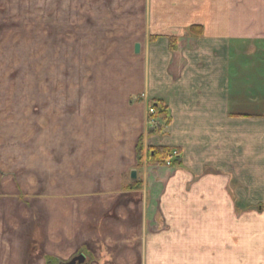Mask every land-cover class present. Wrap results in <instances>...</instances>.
<instances>
[{"label":"crops","instance_id":"1","mask_svg":"<svg viewBox=\"0 0 264 264\" xmlns=\"http://www.w3.org/2000/svg\"><path fill=\"white\" fill-rule=\"evenodd\" d=\"M17 18L25 22L7 29ZM41 22L58 28L63 49L72 48L76 34L82 42L89 40L83 33L126 34L140 96L123 105L132 114L124 120L113 113L104 121L80 107L76 121L63 122L71 147L64 155L58 141L50 143L61 128L38 120L24 126L26 108L20 125H6L0 133V264L63 262L74 249L89 252L90 264H264V76L248 72L250 64L238 71L233 63L236 48L264 39V0H0V26L11 30L5 36L24 27L39 34ZM103 43L113 49L119 42ZM258 49L264 51V43ZM153 100L164 102L170 119L157 131L147 121ZM45 131L54 132L48 139ZM140 138L143 172L136 179L142 182L126 188L121 179L138 159ZM113 139L122 146L116 166L114 153H103ZM41 142L51 149L48 156L58 152L76 171L72 178L93 179L91 186L40 187L34 176ZM151 146L177 149L176 164H145Z\"/></svg>","mask_w":264,"mask_h":264},{"label":"rangeland","instance_id":"2","mask_svg":"<svg viewBox=\"0 0 264 264\" xmlns=\"http://www.w3.org/2000/svg\"><path fill=\"white\" fill-rule=\"evenodd\" d=\"M2 10L4 11L2 14L5 15V10ZM4 18H6V15ZM40 21L42 20L40 19ZM2 22H5V20ZM9 22L11 21H8L10 25L6 24L7 29L9 28L14 31L15 27L12 23L20 25V22L25 21H19L17 18L11 23ZM28 22L30 23V19L26 20V23ZM42 23L39 24V34H36L38 29H32L31 31L29 27H24L22 31L25 32L5 36L4 32L11 30H5L3 25L0 26V133L5 130L6 125L9 123L14 126L15 124H19L17 121H20L22 109L26 108L27 111L24 110L28 116H25L26 119L22 121L24 126H27V123L32 120H38L40 124L49 121L52 126L56 124V127L61 128L55 131L54 139L50 137V143L53 140L58 141L56 149L59 148L60 154L64 155L65 151L71 147H67L64 139L67 132L62 128L63 122L71 121V118L77 117L80 107H86L87 112L95 114V117L101 118L103 116L104 121L109 120L107 117H112L113 113L117 114V118H122V120L131 117V110L127 107L124 108L123 105L133 106V103H137L140 96L139 91L133 87L135 84L131 79L134 73L135 62L133 50L127 43L126 34H120L118 39L116 38L117 35L91 37L83 33L86 39H89L88 42H82V39L79 37L80 35L76 34L72 35V37L75 36L74 41L71 43L72 48L63 49L57 47L62 45L58 44L60 41H65L56 34L58 28L55 26L47 27L46 25L43 27ZM194 27H196L192 31L194 33L198 29L201 30L198 26ZM48 30H50V33L53 31V34H50ZM65 35L69 36V34ZM109 38L116 39L119 42L116 44L118 48H102L106 45H113L103 43V41H107ZM236 39L242 41V39L246 38L236 37ZM36 40L38 45L36 44ZM19 42L20 44H18ZM247 42L246 46L235 49L233 63L236 64L238 71H240V64L244 68L247 64H250L247 67L248 72H256V74L264 76V51L258 49L264 43V39L258 37V39H248ZM174 43H176V40ZM171 44L173 45L172 42ZM122 46L125 47L123 48ZM247 53L250 61L244 56ZM251 53L255 55L249 56ZM258 59H261V62ZM261 65L262 68L260 67ZM261 79L264 80V78ZM37 89L40 90L39 97L36 95ZM21 93L24 94V97L20 96ZM118 105L122 106L119 107ZM150 107L151 104L149 105ZM72 113L73 116H71ZM147 118L149 127L157 125L156 119H153L155 124H151L149 115ZM73 121L76 120L73 119ZM107 126L109 129H112L111 125ZM101 131L105 132L104 128H101ZM53 132H42V136H47L49 139V133ZM118 132L114 131V135L118 136ZM116 140H111V145L105 143L103 147L105 149L103 153L106 150L109 152V149L114 153L116 160L113 163L111 162L114 166L119 164L118 154L122 150V146L116 145ZM141 140L142 138L139 139L137 145L140 151L142 150ZM43 144L46 143L41 142L40 146L41 164L38 172L39 175L38 177L37 175L34 176V181H37L38 178L40 187H56L59 190L75 191L84 190L83 188L88 189L91 186L88 183L94 181L93 179H88V183H85L82 180L72 178L71 174L76 173V171H71L69 167L64 166L63 159L59 157L58 152L55 157L48 156L51 153V149L44 148ZM89 150L90 146L87 147V151ZM47 157L55 160L51 159V161H48ZM127 158L129 159V155ZM144 162L145 164L148 162L147 152ZM140 165L141 162L137 159L131 168L132 170H136L139 175L143 172L142 165ZM91 174H94V172H89V175ZM129 174V171L123 173V179H121L122 182L124 181V185L129 186L126 188H130L129 184L133 183L129 178ZM137 179L135 186L131 188H138L141 185L142 178L138 176ZM100 180L105 181L106 178ZM78 251L79 249L77 251L74 249L72 254L75 252L77 254ZM87 253L90 257V253ZM98 254L99 252H95L96 258L99 256ZM66 259L69 260L70 257ZM135 264H138V261Z\"/></svg>","mask_w":264,"mask_h":264},{"label":"trees","instance_id":"3","mask_svg":"<svg viewBox=\"0 0 264 264\" xmlns=\"http://www.w3.org/2000/svg\"><path fill=\"white\" fill-rule=\"evenodd\" d=\"M196 29V27L192 26L190 27V30L193 31V29ZM175 37L171 38V42H175ZM173 47V46H172ZM151 107L154 109L153 114L149 115L150 119H156L158 122L156 126H152L151 128L154 130H161V127L164 125H168L170 122L169 116L167 114V107L164 104L162 100H153L151 103ZM161 123V124H160ZM171 148L162 147V146H151L147 149V159L149 164H164L165 158L167 155L171 152ZM137 155L138 160H141V151L139 150V147H137ZM176 159L172 160L171 165L176 164ZM131 187L135 186V182L130 184ZM50 261V259H47Z\"/></svg>","mask_w":264,"mask_h":264},{"label":"water","instance_id":"4","mask_svg":"<svg viewBox=\"0 0 264 264\" xmlns=\"http://www.w3.org/2000/svg\"><path fill=\"white\" fill-rule=\"evenodd\" d=\"M139 51H140L139 44H135L134 52L139 53ZM136 177H137L136 171L132 170L130 172V178L132 180H135ZM85 260H86V256L83 253L79 252V253L73 255L69 260L63 261L62 264H81V263H84Z\"/></svg>","mask_w":264,"mask_h":264},{"label":"built area","instance_id":"5","mask_svg":"<svg viewBox=\"0 0 264 264\" xmlns=\"http://www.w3.org/2000/svg\"><path fill=\"white\" fill-rule=\"evenodd\" d=\"M153 112H154V109L152 107H150L148 109V114L149 115L150 114H153ZM150 123L151 124H155L153 119H150ZM178 157H179V153L176 151V149H172L171 152L165 158L164 164L167 165V166H169V165H171L172 160L173 159H177Z\"/></svg>","mask_w":264,"mask_h":264},{"label":"flooded vegetation","instance_id":"6","mask_svg":"<svg viewBox=\"0 0 264 264\" xmlns=\"http://www.w3.org/2000/svg\"><path fill=\"white\" fill-rule=\"evenodd\" d=\"M79 252L83 253L86 256L85 262L81 263V264H90V257L88 256V253L86 251H82V250L78 251V253ZM51 264H62V261L57 260L55 262H52Z\"/></svg>","mask_w":264,"mask_h":264},{"label":"bare ground","instance_id":"7","mask_svg":"<svg viewBox=\"0 0 264 264\" xmlns=\"http://www.w3.org/2000/svg\"><path fill=\"white\" fill-rule=\"evenodd\" d=\"M149 115V114H148ZM176 151H177V149H176Z\"/></svg>","mask_w":264,"mask_h":264}]
</instances>
